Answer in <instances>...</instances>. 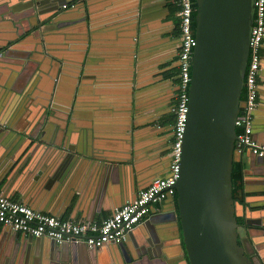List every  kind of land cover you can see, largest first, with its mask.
<instances>
[{"label": "crops", "instance_id": "crops-1", "mask_svg": "<svg viewBox=\"0 0 264 264\" xmlns=\"http://www.w3.org/2000/svg\"><path fill=\"white\" fill-rule=\"evenodd\" d=\"M44 2L45 6L52 4L51 0ZM81 9L64 15L47 32L49 45L42 62L35 64L33 55H42L37 51L29 55L27 48H16L0 60V121H10L12 127L0 123V193L60 219L101 222L132 201L154 178L168 172L169 120L176 103L177 68L160 79L162 74H149L155 72L152 65L149 73L142 71L137 84L129 67L133 47L138 48L132 46L133 30L141 42L135 63L148 66L165 53L174 55L173 45L165 50L164 41L166 32L173 41L179 39L177 5L176 0H95L93 32ZM29 10L27 0H0L1 43L18 36L25 26L20 19ZM133 16H138V26ZM31 45L26 42L22 46ZM8 48L0 46L3 55ZM61 59L67 60L71 69L62 72L60 65L56 77L52 61ZM85 65L88 74L83 72ZM262 65L253 138L264 145V48ZM39 103L47 104L53 112L46 118L37 116ZM40 120L47 146L32 152L48 156L49 147L65 139L71 152L85 151L70 158L59 174L66 158L63 153L47 157L51 160L45 159L46 164L38 168L45 167L43 173L27 164L34 155L22 158L29 148L25 132L32 131ZM241 157L249 171V192L244 194L242 186L238 200L251 202L249 218L254 224H244L239 233L253 253L254 264H264V165L248 150ZM177 213L173 200L156 205L149 218L131 231L123 249L112 245L91 256L84 248L80 251L70 246L58 254V263L69 255L70 264H189ZM21 234L15 235L0 224V264H52L51 243L43 240L35 248Z\"/></svg>", "mask_w": 264, "mask_h": 264}, {"label": "water", "instance_id": "water-1", "mask_svg": "<svg viewBox=\"0 0 264 264\" xmlns=\"http://www.w3.org/2000/svg\"><path fill=\"white\" fill-rule=\"evenodd\" d=\"M27 1L30 10L25 12V17L20 19V22L25 26L20 28V33L13 41L0 42L3 49L13 46L5 51V55L0 60H3L4 56L10 55L16 48L22 50L27 48L30 50L29 55L36 51L42 55L38 57L33 55L35 64L42 62L49 45L47 32L53 29L64 15L75 12L80 6H82V14L85 13L84 21L87 23V20H90L89 31L93 32L92 19L95 12L92 9V4L95 0H51L50 6H45L44 0ZM255 2L256 0H197L196 3L195 36L197 46L192 64L189 111L183 141L180 178L176 184L175 203L178 212L175 219L179 221L182 247L189 264H254L253 253L247 249L246 241L241 238L240 226L237 221L242 218L245 220V224H254L249 218L253 205L247 198L244 202L235 199L232 172L235 162L243 164V187H245L244 194H247L249 191H247L248 181L246 178L249 171L245 169L243 157L236 150L235 122L243 105L242 95L249 63L250 39L256 12ZM19 8H23V6L20 5ZM131 19L138 26V16L137 18L133 16ZM14 23L17 24L18 21L15 20ZM18 27L21 26L18 25ZM165 35V50H169L171 45L177 50L180 40L173 41L168 32ZM131 36L133 37L132 46L138 45V48L133 47V63L129 69L132 70V77H136L137 84L141 82L142 71L147 69L144 72L149 73L153 70L152 65L155 72L149 74L152 76L162 74L163 77L160 79L165 78L170 70L179 67V61L177 65L174 63L177 57L176 52L174 55L165 53L148 66H140L139 63H135V52L139 51L141 42L136 39L137 30H133ZM26 42H32L33 45L22 46ZM47 59L52 60L49 57ZM136 60L139 62V57ZM52 62L55 65L54 76L56 75V77V69L59 70L60 65H63L62 72L70 68L65 59ZM168 64L170 67H166ZM161 65L165 68L160 69ZM77 67L79 73L80 67ZM83 72L89 73L88 65L83 66ZM0 85H2L1 82ZM39 105L37 116L41 115L46 118L47 113L53 112L47 104L39 103ZM256 113L257 111L255 115ZM170 114H172L171 110ZM5 122L4 119L2 122L0 121L1 125L5 124V126L11 127L10 121ZM40 123L41 120L37 122L32 131L25 132V138H29V148L22 158H26L29 153L30 156L34 155L33 160L26 162L28 165L32 164L33 169L38 170L40 165L46 164L45 159L49 160L47 157L52 158L54 155L63 153L66 158L63 160L64 166L57 173L59 174L65 166L68 167L69 162L67 161H70V158L80 157L79 155H84L85 151L71 152V148L65 145V139L62 144L59 141L53 143L49 147L51 152L48 156L32 152L36 147L47 146L44 138L46 131L41 130ZM3 130L5 131L4 127ZM22 131L20 132L22 133ZM136 152L137 148L134 145V156ZM86 155L88 154L86 153ZM253 156L264 165V157ZM168 160L167 170L170 165V159ZM44 170L45 167H41L38 172L43 173ZM9 230L13 231L11 228ZM13 233L18 234L15 231ZM21 235L28 241H32L35 248L43 244V240L51 243L52 264H59L58 254L64 249H69L70 246L80 249V251L84 248L92 256L112 245L123 249L129 238L128 235L126 240L120 244L89 248L84 242L66 241L59 244L48 238H35L25 233ZM69 262L68 255L62 264H70Z\"/></svg>", "mask_w": 264, "mask_h": 264}, {"label": "built area", "instance_id": "built-area-1", "mask_svg": "<svg viewBox=\"0 0 264 264\" xmlns=\"http://www.w3.org/2000/svg\"><path fill=\"white\" fill-rule=\"evenodd\" d=\"M179 23V67L177 72L176 103L173 115L170 142V165L166 175L154 178L150 185L139 191L133 201L116 209L101 222L64 220L34 210L27 204L15 201L0 193V224L18 233L35 238H48L59 244L84 242L89 248L120 244L140 224L144 223L153 207L170 199L174 201L176 184L180 178L183 158V141L189 111V87L197 39L193 30L195 0H176ZM66 7V6H64ZM255 20L250 39L249 63L245 76L244 98L236 119V150L243 155L248 150L253 155L264 157V145L253 138L255 112L258 108L259 79L263 62L264 45V0L255 2ZM3 52L0 51V58Z\"/></svg>", "mask_w": 264, "mask_h": 264}, {"label": "trees", "instance_id": "trees-1", "mask_svg": "<svg viewBox=\"0 0 264 264\" xmlns=\"http://www.w3.org/2000/svg\"><path fill=\"white\" fill-rule=\"evenodd\" d=\"M197 3V0H195ZM196 9H197V4L195 5V11L193 12V17H194V22H193V30L196 31V22H195V17H196ZM179 27V23L177 25ZM177 27V28H178ZM179 29V28H178ZM179 34V30H178ZM244 92L242 95V99L244 98ZM173 115H171L170 124L173 123ZM237 133H239V130L237 129ZM243 181H244V168L243 164L241 162H235L233 164V172H232V182H233V189H234V197L235 199H238V191L242 188L243 186ZM177 196V195H176ZM174 199V202L176 203V197ZM239 226H244L245 221L242 218H239L238 220Z\"/></svg>", "mask_w": 264, "mask_h": 264}, {"label": "flooded vegetation", "instance_id": "flooded-vegetation-1", "mask_svg": "<svg viewBox=\"0 0 264 264\" xmlns=\"http://www.w3.org/2000/svg\"><path fill=\"white\" fill-rule=\"evenodd\" d=\"M178 53H179V45H178V47H177V50H176V54H177V57L175 58V60H174V63L177 65L178 64ZM177 72H178V68H177ZM170 147V146H169Z\"/></svg>", "mask_w": 264, "mask_h": 264}]
</instances>
